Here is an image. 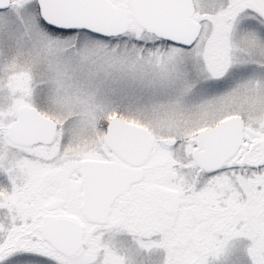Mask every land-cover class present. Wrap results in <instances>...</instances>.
Wrapping results in <instances>:
<instances>
[{
	"label": "snow or ice",
	"instance_id": "6c2138e0",
	"mask_svg": "<svg viewBox=\"0 0 264 264\" xmlns=\"http://www.w3.org/2000/svg\"><path fill=\"white\" fill-rule=\"evenodd\" d=\"M0 264H264V0H0Z\"/></svg>",
	"mask_w": 264,
	"mask_h": 264
}]
</instances>
